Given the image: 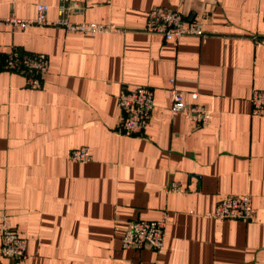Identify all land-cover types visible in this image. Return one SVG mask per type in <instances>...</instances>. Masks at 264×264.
I'll return each instance as SVG.
<instances>
[{"label": "crops", "instance_id": "obj_1", "mask_svg": "<svg viewBox=\"0 0 264 264\" xmlns=\"http://www.w3.org/2000/svg\"><path fill=\"white\" fill-rule=\"evenodd\" d=\"M62 0H0V18L59 16ZM69 18L119 30L0 22V61L14 47L44 52L42 86L0 66V217L26 241V256L0 264H264V0H68ZM156 6L199 21L205 36L178 44L144 27ZM212 111L196 126L170 112L171 80ZM154 90L142 135L121 128L120 92ZM197 93V97L193 94ZM89 146L92 159L71 160ZM181 192L168 191L171 182ZM250 194L257 217L208 215L221 198ZM169 213L165 245L124 248L132 221ZM1 244V228H0Z\"/></svg>", "mask_w": 264, "mask_h": 264}, {"label": "built area", "instance_id": "obj_2", "mask_svg": "<svg viewBox=\"0 0 264 264\" xmlns=\"http://www.w3.org/2000/svg\"><path fill=\"white\" fill-rule=\"evenodd\" d=\"M49 6L46 3L37 4V14L33 18L9 16L0 18L1 23L13 27L31 25H60L69 32L96 33L117 31L114 24L99 22H77L69 18L70 6L68 0H62L59 5V16L53 20L47 15ZM147 32L159 33L167 40L178 44L188 35L205 36L203 25L196 20H190L177 8L156 6L148 11L147 22L144 27ZM1 68L22 74L27 86L40 88L45 73L49 69V56L44 52H27L14 47L4 54L0 61ZM197 97V93L193 94ZM170 112L174 116H183L196 126L209 122L212 111L196 103L185 100V94L176 87L175 79L169 87ZM252 110L255 114H264V88H255L252 92ZM121 110V128L132 135H142L147 127L154 108V90L144 85H133L124 88L118 97ZM69 157L73 161L86 162L92 159L89 146L73 148ZM182 186L178 182H171L168 191L181 192ZM208 215L222 222L239 219L250 222L256 219L257 209L252 205L250 194H229L218 200L209 210ZM169 213L165 211L159 219L139 218L131 222L123 234L124 248L161 249L166 243L167 223ZM1 244L0 256L10 259H22L26 256V241L11 226L5 215L0 217Z\"/></svg>", "mask_w": 264, "mask_h": 264}]
</instances>
